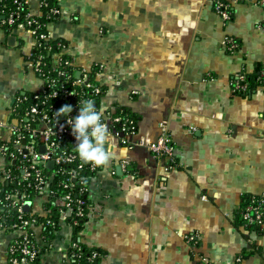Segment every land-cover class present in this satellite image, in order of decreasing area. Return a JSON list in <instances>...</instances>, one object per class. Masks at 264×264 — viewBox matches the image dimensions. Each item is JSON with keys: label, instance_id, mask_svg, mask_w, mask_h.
<instances>
[{"label": "crops", "instance_id": "obj_1", "mask_svg": "<svg viewBox=\"0 0 264 264\" xmlns=\"http://www.w3.org/2000/svg\"><path fill=\"white\" fill-rule=\"evenodd\" d=\"M55 1L48 31L101 85L98 106L125 107L136 119L133 139L146 144L165 122L173 163L110 137L113 156L89 184L82 225L61 223L36 264H68L72 240L97 249L99 264H264V222L247 228L239 214L244 196L264 192V84L248 81L245 92L230 84L264 65V3L239 0L223 23L215 0ZM28 9L38 13V0ZM2 18L0 140L9 135L7 103L42 87L26 65L29 35L6 30ZM227 36L238 50L225 49ZM44 201L32 198L29 210L42 215ZM17 234L0 228V264ZM35 235L42 245L39 228Z\"/></svg>", "mask_w": 264, "mask_h": 264}, {"label": "built area", "instance_id": "obj_2", "mask_svg": "<svg viewBox=\"0 0 264 264\" xmlns=\"http://www.w3.org/2000/svg\"><path fill=\"white\" fill-rule=\"evenodd\" d=\"M239 0H215L214 11L223 23L232 19L233 4ZM264 3V0H261ZM2 23L11 29L26 32L31 41L26 65L40 78L38 91L19 94L11 107L12 115L6 128L9 135L0 140V228L14 231L15 235L6 249V264H36L43 250L50 249L52 242L46 229L54 235L61 223L72 228L82 225L87 216L89 184L102 169L82 161L77 153L75 136L72 134L71 118L79 114L83 101L92 100L99 110L98 99L103 93L100 84L91 78L88 68H78L73 60L63 53L62 43L52 39L49 22L59 14L51 0H38V13H31L28 0H0ZM228 52L238 50V41L231 36L222 40ZM51 55L48 61L45 53ZM34 57V59H33ZM100 66V65H99ZM78 72L77 76L75 72ZM257 84H264V65L257 72ZM234 92H245L248 80L238 71L230 80ZM71 105L69 116L59 115L62 106ZM12 119H16L13 123ZM103 123L110 137L132 149L145 146L155 158L173 163V142L165 122L159 123L160 133L150 143L134 140L137 124L131 113L122 106L103 109ZM44 151H40V147ZM52 161V166L48 162ZM126 160L123 161L126 164ZM44 197L45 204L54 205V215L45 206L42 215L24 210L25 201ZM30 207V206H29ZM240 218L245 227H261L264 222V192L246 197L240 209ZM41 230L42 245L37 242L35 229ZM195 235L187 239L195 242ZM85 254L83 246L72 240L67 251L68 264L79 261ZM100 252L91 249L86 253L85 264H99ZM97 261V262H96ZM198 264H213L201 258Z\"/></svg>", "mask_w": 264, "mask_h": 264}, {"label": "clouds", "instance_id": "obj_3", "mask_svg": "<svg viewBox=\"0 0 264 264\" xmlns=\"http://www.w3.org/2000/svg\"><path fill=\"white\" fill-rule=\"evenodd\" d=\"M72 111L71 105H64L55 114L69 116ZM102 118L103 109L98 110L92 100L83 101L78 116L71 118V129L77 141L79 158L97 167L106 166L113 156L110 132Z\"/></svg>", "mask_w": 264, "mask_h": 264}, {"label": "trees", "instance_id": "obj_4", "mask_svg": "<svg viewBox=\"0 0 264 264\" xmlns=\"http://www.w3.org/2000/svg\"><path fill=\"white\" fill-rule=\"evenodd\" d=\"M51 4H54V5H57V6H58V4L56 3L55 0H51ZM58 7H59V6H58ZM0 14L3 15L2 12H0ZM57 16H58V15H56L55 17H53L52 19H49V20H47V19H43V20L46 21V22H51V21H53ZM1 23H2V19H1ZM2 25L4 26V28H6V30H9V31L11 30V28L7 27V26L4 25L3 23H2ZM44 53H45V59H47V60L49 61V60L51 59V55H47L46 51H44ZM33 59H34V57H33ZM261 66H262V65H261ZM261 66H260V67H261ZM260 67H259V69H260ZM258 71H259V70H258ZM256 75H257V73L255 74L254 77H247V80H248L249 82L257 83V81L255 80V79H256ZM26 94L29 95V93H26ZM249 196H252V195H247V196H244V197H243V199H242V203H241V207H242L243 202L245 201L246 197H249ZM46 206L50 208L49 216H53V215H54V209H53L54 205H52L51 203H48V204H46ZM240 209H241V208H240ZM240 220H241V218H240ZM247 228H255V229H257V228H259V227L249 226V227H247ZM45 232H47V233L49 234V239L51 240L52 235L49 233L50 231H48V229H46ZM83 248H84L85 254H84V256H83L79 261H76V263H80V264H85V263H86L85 255H86V253H88V251L91 250V249H87V248H85L84 246H83ZM44 251H45V250H43L42 253H43ZM42 253L39 255V257L42 255ZM6 257H7V254H6ZM39 257H38L37 261L39 260ZM98 260H99V259H97V261H98ZM37 261H36V263H37ZM97 261H96V262H97ZM72 264H75V261H72Z\"/></svg>", "mask_w": 264, "mask_h": 264}, {"label": "water", "instance_id": "obj_5", "mask_svg": "<svg viewBox=\"0 0 264 264\" xmlns=\"http://www.w3.org/2000/svg\"><path fill=\"white\" fill-rule=\"evenodd\" d=\"M8 39H9L10 41L13 42L14 37H13V36H10V37H8ZM77 74H78V72L76 71V72H75V75L77 76ZM12 122L15 123V122H16V119H13ZM39 149H40V151H42V152L44 151V148H43L42 146H41ZM48 166H49V167L52 166V161H49V162H48ZM119 169H120V167L117 166V170H119ZM29 206H30V201H29V200L25 201V203H24V210H25V211H28Z\"/></svg>", "mask_w": 264, "mask_h": 264}, {"label": "rangeland", "instance_id": "obj_6", "mask_svg": "<svg viewBox=\"0 0 264 264\" xmlns=\"http://www.w3.org/2000/svg\"><path fill=\"white\" fill-rule=\"evenodd\" d=\"M13 103L11 104L10 102L7 103L6 105V108H7V112H8V119L6 120V122L3 124L5 126V124L8 123V121L10 120V117L12 115V110H11V107H12ZM243 223V222H242Z\"/></svg>", "mask_w": 264, "mask_h": 264}]
</instances>
